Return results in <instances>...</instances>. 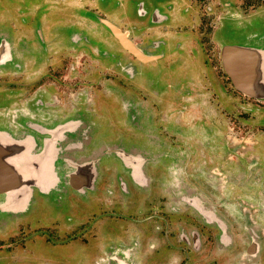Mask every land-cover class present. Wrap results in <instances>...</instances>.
Segmentation results:
<instances>
[{
  "label": "rangeland",
  "instance_id": "obj_1",
  "mask_svg": "<svg viewBox=\"0 0 264 264\" xmlns=\"http://www.w3.org/2000/svg\"><path fill=\"white\" fill-rule=\"evenodd\" d=\"M166 1L175 0H0V44L3 45L6 41L11 44L18 63L25 61L27 65L34 66L37 64L28 71L27 75L11 81L16 85L13 86L14 89L10 93V98L13 100L9 101L8 104L4 94V92L6 93V86L0 84V112L7 105L8 108L22 109L27 113L31 112V116H35L37 108L34 109L36 111H30V108L28 109L24 104L37 95L41 89V83L59 84L60 76L57 75L59 70L54 71L56 69L54 59L50 55H53L54 49L60 45L82 43L83 40L73 41L72 36L77 33L84 36L85 42L90 39V53L89 56L88 53L81 51L74 53L75 58L71 61L73 63H68L66 78L69 76L77 78L80 76V71L84 70L86 74L85 78H80L84 81H81L83 83L81 88L83 89L80 91H83L81 96L85 94L84 96L87 98H83L81 105H79L77 103H79L81 96L77 95L78 93H65L64 100H61V94H54L50 96L52 97L50 102L61 103L64 106H61L60 109H50V105H46L49 102L46 99L48 96L45 95L46 104L40 108L43 112H49L52 119H55L65 116L62 110H76L74 116H82L86 124L92 127L94 146L91 147L98 146L99 136H105L107 140H116L128 147H131L129 144L133 142L139 143L138 140L147 142L148 147H151V143L148 142L151 140L147 138L146 131L157 134L156 129L158 127L163 126L165 128L166 122L172 123L173 113L170 114L165 111L168 104L170 102L178 103L180 99V103L187 105L191 97L197 95L196 106L191 107V109L186 107L184 110L185 118L183 120L186 127L183 128V135H181L182 149L172 148L170 140V143L165 145L157 142V144L165 146L171 155L179 158L170 165L173 172L167 175L166 183H170L171 198L166 202L168 204L173 203V193L179 195L182 193V196H187L189 199H212L216 195L212 193L215 187H218L217 196L220 199H232L231 192L233 191L238 193V195L235 194L236 198L240 197L246 201L247 197H252L248 193L249 186L259 188L258 185L264 183V173L256 166L257 159L259 157L264 158V138L256 133L259 128L257 120L264 119V105L247 103L248 101L242 102L243 99L227 82L221 59L218 56L220 57L221 44H244L248 41L246 39L248 34L256 35L255 38L250 39L251 45L264 43V5L261 6L264 0H185V3H182V13L187 18V23H191L189 20L198 8L197 5L205 15L202 18V27L200 28L203 36L201 37L203 39L202 44L201 38L196 40L194 29L185 32L186 28H183V24H176L174 29L177 34L178 31H181L180 34L176 36L166 35L161 38L165 43H169V39L173 41L174 38V48L177 42H181L183 45L181 50L184 49L183 52H180L182 53L181 58H174L169 62L166 59L165 62L151 63L146 66L138 65L137 68H133L134 77L131 81L133 89L119 88L117 82L121 77L130 80L126 73L131 70L132 58L120 47L116 38L103 24V20L109 21L123 31L130 33L134 25L131 21L139 19L137 7L140 3H144L146 9L150 7L153 9L155 6L159 7L160 2ZM172 3L174 4V2ZM184 5L187 8L192 6L191 9L185 11ZM255 7L258 9L253 10ZM174 8L176 9V6ZM160 9L163 11L162 7ZM248 10L249 12L244 14ZM173 18L179 22L176 15ZM186 35L192 37L191 49ZM140 37V40L133 36H130V39L140 46L146 47L145 40L142 39L144 33ZM141 39L144 41L143 44ZM210 41L212 45H210ZM48 42H51V45L49 43L46 46ZM44 44L45 46H43ZM40 46H43V54L40 51ZM163 47L164 45L161 46L162 51ZM157 51L162 52L161 50ZM189 53L195 55L192 60L188 59ZM28 54L29 56L25 59L23 56ZM31 56L40 59L44 56V58L41 61L36 60L35 64H32L35 58ZM83 56H85V60H83ZM64 58L66 56L60 57L56 61L58 65L62 64ZM214 70H217V73ZM30 74H36L37 77H32ZM198 76L200 78L207 76V81H204L202 87L199 84L201 80ZM40 80L42 82L38 83L37 81ZM0 82H3V79L0 78ZM32 83L35 86H29L27 91L19 86ZM211 84L216 87V90L211 91ZM232 94H234L233 99ZM232 100H234L236 119L235 152L243 154L246 161L245 163L236 162L233 173L235 175L234 186L231 184V176H228L221 168L217 171L218 174H214L204 167L206 166L205 163L211 162L208 165L211 166L216 160L226 162L227 139L225 136L229 134L227 111L228 108L232 107L230 102ZM129 105L135 107L133 117L136 124L134 128L132 116L129 115ZM201 105L204 107L203 114L207 116L212 114L213 124L212 126L209 124L210 127L205 123L207 119L204 121L205 126L199 127L193 123L194 121L190 116L187 117V113L192 110L199 117ZM248 105L251 106L247 107ZM245 106L248 108L246 110L248 112H242V107ZM72 108L74 109L72 110ZM148 111H150V117L147 115ZM75 118L74 120H77ZM243 119L256 121V125L253 122L251 127L255 131L254 137L250 138L251 134L254 133H242L247 127L246 123L244 126ZM26 120L31 122L29 119ZM212 137L213 139H211ZM243 139L252 142L251 145H247L248 148L246 149L244 148L246 144L242 142ZM212 140L219 141L216 148L213 144L217 142ZM175 185L183 186L178 189ZM165 188L166 191L169 190V188ZM51 197L52 195L48 198ZM86 197H76L71 192L66 196L56 194L50 200L41 197L31 202L27 206L26 212L21 215L0 216V241L5 244L4 249H0V264L3 262L5 264H92L103 251L110 247L119 246L118 232L122 228L119 230L118 227L117 230L115 224L102 225L101 221H94L93 226L92 221H90L93 230H99L100 227L103 229L101 240L94 241V237L91 236L92 239L89 240L90 243L87 246L81 242L68 243L69 238L66 236L70 235L64 234L62 231H68L81 223L82 217L84 219L87 217L88 212L84 203ZM145 198V195L136 192L130 201L123 200L120 203L121 206L128 208L127 211L134 213L138 220L137 223L140 225H144L146 222L143 220L145 214L142 213L145 206H148V203L144 202ZM239 202L245 205L240 199ZM94 203L96 207L99 204ZM109 203L115 202L105 197L101 199V204L109 206ZM235 203V201L229 202V204ZM94 206L91 205L90 207L91 214L89 215L91 216L94 212ZM88 218L92 220L94 217ZM102 220L108 221L104 216H102ZM151 224L152 222H149V225ZM185 231L188 229L186 228ZM156 232L157 230L153 226L151 234L143 238V249L146 250L151 245H158V250L150 254L151 264H158V262L163 264V260H166L170 254L168 250V247H172L170 240L176 241V236L173 239L166 238L163 242L157 243L156 240L159 239ZM89 236L87 235L88 239ZM79 238H83L82 234L79 235ZM123 239H126L125 243L127 244L133 243L131 238ZM8 245L10 248L7 249ZM150 249L151 247L147 252ZM190 262L194 264L193 261Z\"/></svg>",
  "mask_w": 264,
  "mask_h": 264
},
{
  "label": "flooded vegetation",
  "instance_id": "obj_2",
  "mask_svg": "<svg viewBox=\"0 0 264 264\" xmlns=\"http://www.w3.org/2000/svg\"><path fill=\"white\" fill-rule=\"evenodd\" d=\"M172 2H174V4ZM182 3L184 4L185 0H182V2L181 0L160 2L159 7L155 6L153 9L151 7L146 9L144 3H140L137 7L139 19L131 21L134 25L130 33L123 31L118 26L107 21L117 27L123 34H126L133 45L141 51L143 55L148 57L147 61L137 58L127 52L116 39L120 47L130 54L132 58L131 70L126 73L130 80L121 77L117 82L119 88L128 87L130 90L133 89L131 82L134 77L133 68H137L138 65L146 66L151 63L165 62L164 60L166 59L169 62L174 58H181L182 53L180 52L184 50H181V46H183L181 42H177L174 48V38L173 41L169 39V43L162 41V38L166 35L176 36L181 33V31L177 30V34L174 29L176 24H183V28H186L184 30L185 32L194 29L193 31L196 32V40L203 37L200 28L202 27V18L205 17V15L200 11L199 5L195 4L198 8L194 11L193 17L189 20L191 23H187V18H185L182 13ZM262 5H264V3H261V6ZM175 6L176 9L174 8ZM184 6V10L187 11V9H191L192 5H190L189 8H187L186 5ZM160 7L163 8V11ZM258 7L253 8V10L258 9ZM248 12L249 10L246 13L244 12V14ZM174 15L178 17L179 22L175 21L173 18ZM142 33H144L142 39L145 40L147 49L130 39V36H133L135 39L140 40L139 38H141L140 36ZM255 36L256 35L251 36V34H248V38H246L248 41L244 42V44H221L220 57L218 56V58L221 59L222 67V51L225 47H245L264 50V43L262 42L260 43L263 45L258 43L257 45L250 44V39L255 38ZM186 38L189 41V47L191 49L192 37L186 35ZM72 39L74 42H78V40H83V42L76 45L72 43L60 45L54 49V54L50 55L53 56L54 59V67L56 68L54 71L59 70L57 72V75L60 76V80H58L59 84L41 83V89L37 92V95L24 104L25 107H28V109L30 108V111L37 110L35 116H31V112L27 113L22 109L8 108L7 105L6 108H3L0 112V162L6 163V160H8L10 163L16 162L20 164L21 167L27 162L31 165V169L33 170V172L29 173V176L28 174L24 175L21 179L23 184L20 183L19 186L21 187L17 190L18 194L16 192L14 194L20 199L25 197V202L22 203V205L26 206L25 210L12 213L4 212L0 208V216L6 215L14 217L21 215L26 212L27 206L37 198L43 197L50 200L55 197L56 194L66 196L71 192L76 197L87 196L84 199L86 200L84 203L88 213L85 219L83 217L80 219L81 223L70 228L68 231H62V233L70 235L66 236L69 238L68 243L81 242L84 246H87L90 243L89 240L92 239L91 236L94 237V241L101 240L103 236V232L101 231H103V229L100 227L99 230H93L90 221H92V226L94 221H101L102 225L115 224L117 230L118 227L119 230L122 228L118 232L120 245L110 247L103 251V253L99 255V258L92 264H151L152 258L150 254L158 250V245H151V249L147 252L150 247L146 250L143 249V238L151 234L153 226H155L157 230L156 233L159 239L156 240L157 243L163 242L166 238L173 239V237L176 236V241L170 240L172 244V247H168L170 254L166 260H163V264H193L190 261H193L194 264H264V183L258 185L260 186L259 188L249 186L250 189L248 193L253 198L247 197V202L244 201L243 198H236L235 194L238 195V193L233 191L231 192V196H233L232 199L218 198V187L213 188L212 193L216 195L215 198L212 199H189L187 196H182V193H180V195L173 193V203L168 204L166 202L171 198L169 193L171 186L170 183H166L167 175L173 172L172 166L170 165L179 158L171 155L165 146L159 145L157 142L163 143L164 145L171 142L172 148L177 147L178 149H182L183 141L181 140V135H183V128L186 127L183 120L185 118L184 110L186 107L191 109V107L196 106L197 95L192 96L187 105L186 103H180V99L178 103L170 102L168 104V108L165 111H168L170 114L173 113L172 123L166 122L165 128L163 126L158 127L156 129L157 131L155 130L157 134L146 131L147 138L151 140L148 141L151 143V147H148L147 142L140 140H138L139 143L133 142L129 144L131 147H128L118 143L116 140H107L105 136H99L98 146L91 147L94 146L92 142V127L86 124L82 116H74L77 111L73 109L76 106L72 108L73 111H70V109L62 110L65 116L55 119H52V115L49 112H43L40 109L46 104L44 101L46 96H48L46 99L49 101L46 105H50V109H60L64 104H54L50 102L52 100L50 96L61 94V100H64L65 98L63 96L65 93L75 92L80 96L83 94V91H80L83 89L81 88V86L83 87V83L81 82L83 80L80 78H85L86 73L84 70L82 69L83 71H80V76L77 78H72L70 76L66 78V72L69 67L68 63H73L71 61L75 58L74 53L81 51L88 53L87 55L89 56L90 39L85 42L84 36H80L77 33L73 34ZM142 39L141 42L143 44L144 41H142ZM200 41L202 44L203 39L201 38ZM49 43L51 45V42H48L46 46H48ZM195 44L197 45V43ZM162 45H164L163 51L161 48ZM210 45H212L211 41ZM43 46H45V44ZM43 46L39 47L42 54L44 52ZM46 48L48 49V47ZM57 49L59 50L58 53ZM157 50H161L162 52H158ZM6 51L8 52V57L0 61V68H2L0 70V78L3 79V82H0V84L6 86V93L4 92V94L8 104L9 101L13 100L10 98V93L11 90L14 89L13 86L16 85V83L11 81L18 79L20 76L27 75L29 73L28 71L37 65L35 64L36 60L41 61L46 55H44L42 59L31 56L35 58L32 63L35 65L31 66L27 65L25 61L23 63L17 62L18 59L13 54L15 53L13 47L7 41L4 42L3 45L0 44V56L1 53L4 54ZM98 51L100 52L99 48ZM28 56L29 54L23 57L26 59ZM64 56H66V58L63 59L61 65H58L56 61ZM193 56L195 55L189 53L188 59L192 60ZM83 60H85V56H83ZM223 71L227 78V82L232 85L234 91L243 99L242 102L248 101L247 103H261L264 105V100L247 96L238 91L229 75L225 72L224 67ZM215 72L217 73V70ZM30 75L32 77H37L36 74ZM59 76H56V78H59ZM216 79L218 80V75ZM200 80L199 84L202 87L204 81H207V76L201 77ZM37 82L40 83L42 81L40 80ZM33 85L35 86L33 83L21 84L19 86L21 89L27 91L28 87H33ZM210 87L211 91L216 90V87H213L212 84ZM84 95L80 97L79 103L77 104L81 105L83 98H87ZM233 98L234 94H232V99ZM230 102L232 107L228 108L227 111L229 134L225 136V139H227L226 162L223 160L218 162L216 160L211 166H208L211 162L205 163L206 166L204 167L214 174H218L217 171L221 168L223 172L225 171L228 176H231V184L234 186L235 175L233 173L236 162L245 163L246 161L244 160L245 156H243V154L241 155L235 152L236 119L234 100ZM250 106L251 105H248L247 107ZM247 107H242V112H248L246 111L248 109ZM129 110V115L132 116V126L134 128L136 124L133 117L135 107L129 105ZM205 110L207 109L205 108ZM203 111L204 107L201 105L199 117L196 116L197 114L194 113L193 110L186 115L187 117L190 116L192 121H194L193 123L199 127L204 125L206 119L205 123H207V126H212V114L207 116L203 114ZM149 112L150 111L147 112V115L150 117ZM74 117H76L75 119L77 120H74ZM26 119H29L31 122H28ZM243 121L244 126L246 123L247 127L242 133H254L251 134L250 138L254 137L255 131H253L251 127L253 126V122H255L254 125H256V121L250 119H243ZM257 123L259 128L256 130V133L264 138V119L257 120ZM211 139H213V137ZM217 139H219V137H217ZM124 142L126 143V141ZM214 142H217L213 144L216 148L219 141L217 140ZM242 142L246 144V146H244L245 149L248 148L247 145H251L252 143L244 139ZM44 150H49L51 155L55 156L52 161V156H49V153L46 151L47 154L44 157L47 158V160L42 166V168L46 170L51 167V171H53L52 174L56 177V184L54 186H36L34 184V181L38 178L36 171L38 159L42 156ZM10 153H12V155L19 153L21 156L19 159H16V157L7 158L6 155ZM257 160V163L255 162L257 168H260L261 172L264 173V158L259 157ZM175 186L179 189L180 186L183 185ZM165 187L169 188V190L166 191ZM136 192L145 195L146 198L144 202L148 203V206H145L142 211V213L145 214L143 220L146 222L144 225L137 223L138 220L134 213L132 211H127L128 208L126 206L120 205L123 200L130 201L133 194ZM50 195H52V197L48 198ZM11 196V192L0 194V207L10 201ZM103 197L110 200L112 199L115 203H109V206L103 205L101 204V199ZM239 199L243 201L245 205L240 203ZM230 201H235L236 203L229 204ZM93 202L99 203L98 206L96 207V204H93ZM91 205H95L92 214L94 218L89 215L91 214ZM102 216L108 221L102 220ZM88 217H91L92 220ZM149 222H152V224L149 225ZM186 228L188 231H185ZM80 234L83 236L82 239L79 238ZM87 235H90L89 239ZM126 237L131 238L133 243H125L126 239L123 238ZM4 247L5 244L0 241V249H4ZM8 248H10V245H8L7 249ZM3 264H5V262H3ZM158 264L160 263L158 262Z\"/></svg>",
  "mask_w": 264,
  "mask_h": 264
},
{
  "label": "water",
  "instance_id": "obj_3",
  "mask_svg": "<svg viewBox=\"0 0 264 264\" xmlns=\"http://www.w3.org/2000/svg\"><path fill=\"white\" fill-rule=\"evenodd\" d=\"M103 24L111 31L127 52L143 61H147L148 57L143 55L133 45L126 34H123L117 27L107 21H103ZM222 62L225 72L229 75L238 91L247 96L264 100V50L245 47H225L222 51ZM46 151L44 150V153L38 159L37 170H40L39 173L37 172L38 175L43 169L41 163L47 154ZM11 156L13 155H6L7 158ZM54 158L55 156H52L51 160L53 161ZM15 163H10L8 160H6V163L0 162V194L11 192L12 195L10 201L0 207L4 212L17 213L24 211L26 208L25 205H17V202H25V197H21L22 199H20L14 194L15 192L17 193L19 184H23L21 179L24 175L28 174L29 176V173L33 172V170L31 169V165L25 162L21 167V170L25 171V174H21L20 176ZM28 170L32 171L28 173ZM47 171L48 175L43 171V174L38 176L40 181L46 182L41 183L39 180H36L34 181L36 186H54L56 184V177L52 174L51 167ZM49 180H51L50 184Z\"/></svg>",
  "mask_w": 264,
  "mask_h": 264
},
{
  "label": "bare ground",
  "instance_id": "obj_4",
  "mask_svg": "<svg viewBox=\"0 0 264 264\" xmlns=\"http://www.w3.org/2000/svg\"><path fill=\"white\" fill-rule=\"evenodd\" d=\"M1 55H3V57H5V58H7L8 57V52L6 51V53H2ZM5 58H3V59H1L0 61H2V60H4ZM49 154V156H52L51 155V152L48 150L47 151ZM10 154H12V153H10ZM20 154L18 153V154H15V155H13V156H11L10 158H14V157H16V159H19L20 158ZM46 160H47V158H46ZM45 158H44V160L42 161V163H41V165L43 166V164L45 163ZM16 164V167H17V169H18V171L20 172V176H21V174L22 175H24L25 174V171H23V170H21V166H20V164H18V163H15ZM32 170H28V173L29 172H31ZM38 173L40 172V170H36ZM43 171L46 173V175H48L47 173H48V171L45 169V168H43L42 169V171H41V173L40 174H43ZM40 174L38 175V176H40ZM46 177H48V176H46ZM135 179V178H134ZM36 180H39V178L38 179H36ZM40 181V180H39ZM41 183H45L46 181H40ZM49 182V184H50V182H51V180H49L48 181ZM18 187H21V186H18ZM23 196V195H22ZM22 203L23 202H17V205H22Z\"/></svg>",
  "mask_w": 264,
  "mask_h": 264
},
{
  "label": "crops",
  "instance_id": "obj_5",
  "mask_svg": "<svg viewBox=\"0 0 264 264\" xmlns=\"http://www.w3.org/2000/svg\"><path fill=\"white\" fill-rule=\"evenodd\" d=\"M154 20H155V18H154ZM3 58H5V57H3V55H1V56H0V60L3 59Z\"/></svg>",
  "mask_w": 264,
  "mask_h": 264
}]
</instances>
